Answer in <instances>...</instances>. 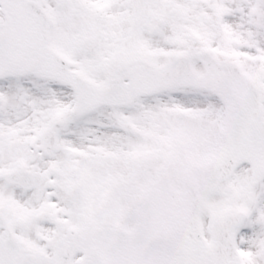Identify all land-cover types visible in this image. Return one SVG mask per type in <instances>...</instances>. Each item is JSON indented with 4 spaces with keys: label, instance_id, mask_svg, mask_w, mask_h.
Returning <instances> with one entry per match:
<instances>
[{
    "label": "snow or ice",
    "instance_id": "6c2138e0",
    "mask_svg": "<svg viewBox=\"0 0 264 264\" xmlns=\"http://www.w3.org/2000/svg\"><path fill=\"white\" fill-rule=\"evenodd\" d=\"M0 264H264V0H0Z\"/></svg>",
    "mask_w": 264,
    "mask_h": 264
}]
</instances>
